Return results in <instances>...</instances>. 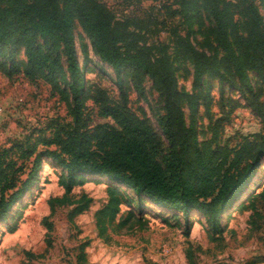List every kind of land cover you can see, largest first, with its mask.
I'll return each mask as SVG.
<instances>
[{
    "label": "trees",
    "instance_id": "1",
    "mask_svg": "<svg viewBox=\"0 0 264 264\" xmlns=\"http://www.w3.org/2000/svg\"><path fill=\"white\" fill-rule=\"evenodd\" d=\"M0 3V57L4 58L0 71L7 77L21 74L32 84L44 81L73 118L67 128L58 119L51 121L49 137L40 136L26 147L16 144L0 151V221L24 196L42 160H50L66 174L60 181L64 194L52 198V206L79 203L71 199L72 190L86 177L108 182L107 203L97 213L99 228L116 217L121 204L134 201L131 196L147 199L175 216L181 214L189 224L198 217L218 234L224 232L222 218L231 207L251 211L252 226L264 225V185H256L259 191L249 189L262 176L259 169L264 163V135L242 136L232 148L218 143L213 146L211 140L201 143L194 124L186 125L174 61L163 42L157 47L142 46V37L134 29L136 22L118 18L100 0ZM177 4L179 8L171 11L172 16L201 8L215 25L214 42L207 45V51L197 50L191 41L173 31L179 54L193 65L194 81L200 83L207 74L226 81L264 120V20L254 2L243 0L239 6L229 0H179ZM75 24L118 78L129 70L152 81L163 98L160 134L147 120L128 110L124 93L116 102L102 90L85 88L73 49ZM17 50L23 56L17 58ZM250 74L256 78L254 86ZM243 87L250 90L246 92ZM196 98L191 97V112L196 111ZM94 110L113 124L88 127ZM222 121L216 120L213 139ZM18 161L20 165L11 172ZM29 162H33V169L21 182L20 173ZM88 202L77 206L74 213L86 210ZM187 258L194 264L190 253ZM79 262L87 264L83 251Z\"/></svg>",
    "mask_w": 264,
    "mask_h": 264
},
{
    "label": "rangeland",
    "instance_id": "2",
    "mask_svg": "<svg viewBox=\"0 0 264 264\" xmlns=\"http://www.w3.org/2000/svg\"><path fill=\"white\" fill-rule=\"evenodd\" d=\"M100 1L118 18L136 22L134 29L142 37V46L157 47L163 42L168 47L177 88L182 94L186 125L194 124L201 143L211 140L213 146L218 143L232 148L242 136L264 135V120L246 106L238 90L213 74L195 82L191 61L179 54L181 50L173 40L174 30L199 51H207V45L214 42L215 25L203 9L172 16L171 11L179 8V0ZM229 1L243 5V0ZM252 1L264 20V0ZM73 49L86 89L102 90L116 102L121 101L124 93L128 110L161 133L163 98L147 76L133 75L127 70L118 78L95 54L90 39L77 24L73 29ZM15 55L23 56L18 50ZM61 60L66 67L64 52ZM250 75L254 86L256 78ZM192 96H197L195 112L189 107ZM91 115L90 128L113 124L108 118L97 116L96 110ZM219 118L223 121L217 138L213 139V127ZM56 119L65 128L73 122L66 104L51 91L50 85L44 81L32 84L21 74L7 77L0 71V151L16 144L26 147L40 136H51L49 125ZM18 163L11 172L21 162ZM33 166L29 162L24 173H20L21 182L27 179ZM262 170L260 181L250 186L251 191H259L257 186L264 185V163L259 171ZM63 178L66 174L62 168L50 160H42L24 196L0 221V264H84L79 262L82 251L87 264H189L187 253L194 264H264V225L252 226L249 210L231 207L222 218L224 232L218 234L198 217L189 224L181 214L175 216L147 199L131 196L134 201L121 204L116 217L99 228L97 213L107 203L108 182L86 177L72 190L71 199L79 203L52 206L50 200L64 194L60 185ZM122 189L130 193L129 189ZM87 201L86 210L74 213L77 206ZM164 245L171 248L170 253H162Z\"/></svg>",
    "mask_w": 264,
    "mask_h": 264
},
{
    "label": "built area",
    "instance_id": "3",
    "mask_svg": "<svg viewBox=\"0 0 264 264\" xmlns=\"http://www.w3.org/2000/svg\"><path fill=\"white\" fill-rule=\"evenodd\" d=\"M162 253L163 254H165V253H170V251H171V248L168 246V245H164L163 247H162Z\"/></svg>",
    "mask_w": 264,
    "mask_h": 264
}]
</instances>
